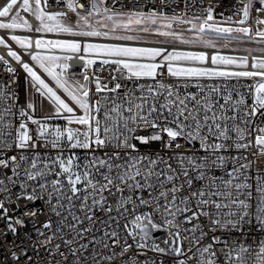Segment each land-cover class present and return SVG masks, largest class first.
<instances>
[{
  "label": "snow or ice",
  "instance_id": "6c2138e0",
  "mask_svg": "<svg viewBox=\"0 0 264 264\" xmlns=\"http://www.w3.org/2000/svg\"><path fill=\"white\" fill-rule=\"evenodd\" d=\"M218 7L0 0V47L33 91L21 104L19 73L0 55L11 74L0 81V167L12 173L0 176V264H113L134 245L159 258L122 264H264V238L247 243L264 236V0H235L228 16ZM234 41L261 45L244 49L261 55L217 50L237 51ZM98 61L112 68V87L89 74ZM144 79L152 83L120 82ZM217 79L251 83L201 82ZM37 94L48 104L40 118ZM153 141L169 155L140 151Z\"/></svg>",
  "mask_w": 264,
  "mask_h": 264
},
{
  "label": "built area",
  "instance_id": "2783aa9c",
  "mask_svg": "<svg viewBox=\"0 0 264 264\" xmlns=\"http://www.w3.org/2000/svg\"><path fill=\"white\" fill-rule=\"evenodd\" d=\"M209 2H212L213 4L215 3H219L220 7H218L216 9V12L217 14L221 11H225V9H229L231 8L232 4L235 3V0H190V3H195L197 5V7L200 6L201 3H203L205 6L209 3ZM178 9V12L177 14H179V5H175ZM52 10H59V9H52ZM191 11H194V9L190 10V14H191ZM225 15L228 16V15H231V13L229 11H225ZM262 18H264V14H261ZM217 18H219V16L217 15ZM32 23H36L35 19L32 18ZM176 27H180V26H176ZM186 27V26H184ZM223 43V42H221ZM258 45V44H257ZM178 47H184V46H178ZM230 48H233L230 46ZM13 49L14 50H17L18 52H20L21 50L19 49V46L18 45H15L13 44ZM237 49V48H235ZM194 50H200V49H194ZM207 51H209L210 53L213 51L211 49H206ZM217 50H221L223 51L225 54H232V55H246V56H249V57H252V56H256V55H261V53L259 52H246L244 50H241V49H238L237 51L235 52H232L230 51L229 49H217ZM0 55H5V58L6 59H9L10 63L12 64V66L14 68H16L17 72L19 73V77H20V80H19V83H20V87L17 88L15 85H13V90L19 92L20 94V103L23 104L25 103L26 99L27 98H30L33 96V91L30 87V80L28 82V84L25 83L26 79L27 78V74L23 72V69L20 65L16 64L14 61L11 60V58L7 57L6 56V50L3 48V47H0ZM23 55V53H22ZM24 60H28V57L26 55L23 56ZM73 64V68L75 69L77 75L80 74L81 70H82V63L79 61V60H74L72 62ZM95 72V75L98 76L100 78V81L102 84H107L108 87H112L113 86V83H109L111 80H112V75L114 74V72L112 71V68L110 66H105V68L102 70L100 68V65H99V61L97 62L96 65L93 66V68L89 71V74L91 75L92 72ZM11 74L10 73H7L6 71H4V68H3V65H0V81H4V80H7L9 78ZM161 78H164L166 80V82H169V83H173V84H177L179 83L176 78H172V77H161V76H158L157 79H161ZM120 82L122 84H126L129 88H135V85L137 83H152L151 80H148V79H144L142 81H139V82H136V81H133V82H129V81H125V80H120ZM202 83H205V84H211V83H215L217 85H220V84H223V83H228L229 86L231 87L232 85L236 84V83H240V84H247V83H251L250 80H245V79H241L239 82H237L236 80H229V81H225L223 79H217V80H214V81H208V80H202L201 81ZM194 82H190L189 83V89L188 91H197V89L193 86ZM53 86L55 87V85L53 84ZM91 88H92V93H93V99H100L102 96L105 95V93H99V94H96L95 93V84L92 83L91 85ZM124 88L120 89V93H123L124 92ZM183 91V90H182ZM108 95H116V94H108ZM35 99V103H36V111H35V116L37 118H40L43 114H44V110L42 109L41 107V102H42V98L37 94L35 95L34 97ZM109 103H111V101H109ZM101 119H103V110L101 112ZM18 122H19V117L17 116L15 118V121L14 123H16V125L18 126ZM52 122V121H51ZM57 122L61 123L62 126L64 125V121L62 120H58ZM29 127L30 129H35V125H31L29 124ZM73 127H76L75 125ZM155 130L153 129H141L140 130V133L141 135H152L154 134ZM164 139L165 141L167 140V136L166 134H164ZM182 146L184 145V142L182 140L179 141ZM139 148H140V151L142 153H158L160 155H169L168 153V150L165 149L163 147V145L161 144V142L159 141H153V142H150L148 145H139ZM20 151V150H17V149H13L12 151H9L7 153L8 156H11V155H16L17 152ZM45 151H50L52 155H55V150H45ZM254 151V150H253ZM76 154H82V157L86 154V150H75ZM30 154V153H29ZM67 154V153H65ZM99 154V153H97ZM245 155H248L249 159H255L250 153H245ZM19 158V157H17ZM258 164L259 166L261 167H264V158H261L259 161H258ZM229 167V170L231 168V165L228 166ZM256 165H254V169H255ZM4 174L10 176L12 175L11 173V170L10 168L9 169H4L3 167H0V176H3ZM218 175H223V172H218L217 173ZM14 192L16 191H19V188L17 186L16 189H13ZM41 203L40 201H37L36 202V206L39 208L41 206ZM40 220H44L45 217L44 216H40L39 217ZM157 233H161V235L159 236H154L155 238V241L156 243H159L162 247H164V240L168 239V236H167V233L163 230L161 231H156ZM155 232V233H156ZM97 236H99V233H97ZM253 238L256 239V240H259L261 238H264V236H261L260 233H253L252 236H250L249 240L247 241V243H252L253 242ZM129 243H132L131 240H129ZM151 243V241H150ZM93 249H92V246L89 245V251L91 252ZM97 250H98V246H97ZM104 253L105 254H111L108 252V250H104ZM84 255H88V253H84ZM133 258L134 260H137V261H140V260H144V259H157L159 258V254H156V253H153V252H145V250H142V249H136L135 248V245L133 246V249H130L128 253H126V255L123 257V258H115L113 264H122V261H126L128 260L129 258ZM164 261H165V264H169V261L170 260H174V258L172 257H163Z\"/></svg>",
  "mask_w": 264,
  "mask_h": 264
},
{
  "label": "rangeland",
  "instance_id": "374dc122",
  "mask_svg": "<svg viewBox=\"0 0 264 264\" xmlns=\"http://www.w3.org/2000/svg\"><path fill=\"white\" fill-rule=\"evenodd\" d=\"M152 39H158V38L152 37ZM230 46L233 47V48L241 49V50H244L246 48H258V47H261V45H257L254 42H239V41H234ZM43 110H44V112L48 110V104L47 103H44ZM51 123H54L55 124V123H59V122L52 121ZM59 124L62 126L61 123H59ZM77 150H82V149H77ZM76 155H79V156L82 157V154L81 153L80 154H76Z\"/></svg>",
  "mask_w": 264,
  "mask_h": 264
},
{
  "label": "water",
  "instance_id": "95a60500",
  "mask_svg": "<svg viewBox=\"0 0 264 264\" xmlns=\"http://www.w3.org/2000/svg\"><path fill=\"white\" fill-rule=\"evenodd\" d=\"M153 235H154V236H159V235H161V233H157V232L155 233V232H154Z\"/></svg>",
  "mask_w": 264,
  "mask_h": 264
}]
</instances>
